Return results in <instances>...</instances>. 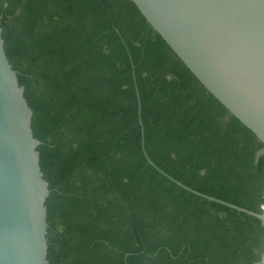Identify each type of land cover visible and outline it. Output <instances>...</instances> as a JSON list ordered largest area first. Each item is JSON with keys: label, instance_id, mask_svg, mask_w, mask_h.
<instances>
[{"label": "trees", "instance_id": "obj_1", "mask_svg": "<svg viewBox=\"0 0 264 264\" xmlns=\"http://www.w3.org/2000/svg\"><path fill=\"white\" fill-rule=\"evenodd\" d=\"M50 188L48 264H255L264 144L131 0H0ZM127 253V255H125Z\"/></svg>", "mask_w": 264, "mask_h": 264}, {"label": "water", "instance_id": "obj_2", "mask_svg": "<svg viewBox=\"0 0 264 264\" xmlns=\"http://www.w3.org/2000/svg\"><path fill=\"white\" fill-rule=\"evenodd\" d=\"M131 1L200 83L264 144V0ZM1 31L0 25V264H48L45 199L50 188L39 162L42 141L33 134V110ZM133 79L147 162L180 186L254 215L264 226V205L255 211L201 192L150 158L134 70ZM255 264H264V235Z\"/></svg>", "mask_w": 264, "mask_h": 264}, {"label": "built area", "instance_id": "obj_3", "mask_svg": "<svg viewBox=\"0 0 264 264\" xmlns=\"http://www.w3.org/2000/svg\"><path fill=\"white\" fill-rule=\"evenodd\" d=\"M264 204H261V206H263Z\"/></svg>", "mask_w": 264, "mask_h": 264}]
</instances>
